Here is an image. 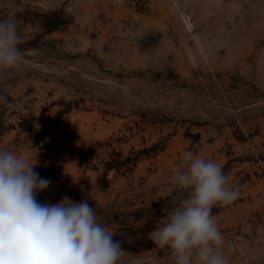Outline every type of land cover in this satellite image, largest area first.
<instances>
[{"label": "rangeland", "instance_id": "1", "mask_svg": "<svg viewBox=\"0 0 264 264\" xmlns=\"http://www.w3.org/2000/svg\"><path fill=\"white\" fill-rule=\"evenodd\" d=\"M25 65L0 75V150L87 200L118 264H173L148 239L179 195L183 153L222 166L228 264H264V0H0Z\"/></svg>", "mask_w": 264, "mask_h": 264}, {"label": "clouds", "instance_id": "2", "mask_svg": "<svg viewBox=\"0 0 264 264\" xmlns=\"http://www.w3.org/2000/svg\"><path fill=\"white\" fill-rule=\"evenodd\" d=\"M23 42L14 17L0 20V75L25 65ZM34 164L0 150V264H118L121 243L87 200H37L51 181L41 178ZM170 182L179 195L148 239L169 250L173 264H228L213 208L233 203L239 189L229 185L219 163L192 151L183 153Z\"/></svg>", "mask_w": 264, "mask_h": 264}]
</instances>
